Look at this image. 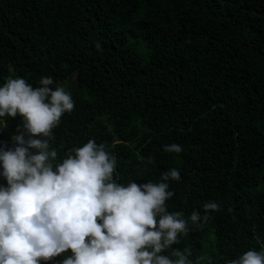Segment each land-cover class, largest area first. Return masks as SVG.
Here are the masks:
<instances>
[{
	"label": "trees",
	"instance_id": "obj_1",
	"mask_svg": "<svg viewBox=\"0 0 264 264\" xmlns=\"http://www.w3.org/2000/svg\"><path fill=\"white\" fill-rule=\"evenodd\" d=\"M42 76L74 101L58 159L92 139L119 183L177 168L169 212L219 205L171 248L224 264L264 246V0H0V84ZM6 119L7 148L20 117Z\"/></svg>",
	"mask_w": 264,
	"mask_h": 264
},
{
	"label": "clouds",
	"instance_id": "obj_2",
	"mask_svg": "<svg viewBox=\"0 0 264 264\" xmlns=\"http://www.w3.org/2000/svg\"><path fill=\"white\" fill-rule=\"evenodd\" d=\"M53 82L42 76L33 87L15 77L0 84V129L6 118L20 117L12 146H0L6 181L0 184V264H40L57 256L58 264H201L204 256L171 246L219 205L203 202L202 215L169 212L165 202L174 195L169 181L180 179L177 168L161 172L155 183H119L115 155L92 139L58 159L53 129L74 101L63 86L50 87ZM163 150L180 153L182 147L173 142ZM224 264H264V246Z\"/></svg>",
	"mask_w": 264,
	"mask_h": 264
}]
</instances>
